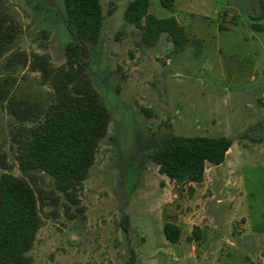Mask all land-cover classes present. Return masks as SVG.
Returning a JSON list of instances; mask_svg holds the SVG:
<instances>
[{
    "label": "rangeland",
    "instance_id": "374dc122",
    "mask_svg": "<svg viewBox=\"0 0 264 264\" xmlns=\"http://www.w3.org/2000/svg\"><path fill=\"white\" fill-rule=\"evenodd\" d=\"M62 1L0 0L13 35L0 60L2 96L44 109L53 102L30 62L35 54L54 68L65 65L70 36ZM130 1L100 0L102 29L83 58L110 120L79 204L56 191L51 177L34 173L42 222L27 255L32 264H126L131 252L134 264H264V17L254 20L264 0H174L171 11L149 0V14L173 16L183 28L189 44L181 52L166 34L145 44L124 20ZM6 105L0 100V176L17 169L19 123ZM170 135L233 144L224 162L207 165L202 183L189 189L150 160L135 169ZM165 222L179 224L176 244L165 239Z\"/></svg>",
    "mask_w": 264,
    "mask_h": 264
},
{
    "label": "trees",
    "instance_id": "16d2710c",
    "mask_svg": "<svg viewBox=\"0 0 264 264\" xmlns=\"http://www.w3.org/2000/svg\"><path fill=\"white\" fill-rule=\"evenodd\" d=\"M65 28L70 36L66 46V63L54 68L44 56L32 55L30 66L42 82L50 85L53 102L47 107L7 98L9 115L19 123L16 146V171L0 176V264H32L27 255L41 227L40 196L30 183L34 173H44L54 181L55 189L74 206L79 204L77 193L86 180L96 158L99 142L107 133L110 115L89 78V63L84 61L88 46L98 41L103 24L100 0H63ZM171 11L174 0H159ZM149 0H132L124 11V20L142 32L145 44L154 46L166 34L175 52L189 44V38L173 16L158 18L148 13ZM264 17V4L260 14ZM262 30L261 25H252ZM13 35L0 13V60L9 51ZM3 90L0 89V92ZM254 130V129H253ZM247 134V133H245ZM233 144L226 137H181L170 135L159 141L156 149L137 160L152 161L158 172L178 186L200 184L207 165H221ZM18 172V174H16ZM128 216L120 226L127 233ZM165 239L176 244L180 229L171 223L163 225ZM193 237L199 239L197 227ZM189 241H193L191 237ZM132 256L126 264H134Z\"/></svg>",
    "mask_w": 264,
    "mask_h": 264
},
{
    "label": "crops",
    "instance_id": "0c3cea01",
    "mask_svg": "<svg viewBox=\"0 0 264 264\" xmlns=\"http://www.w3.org/2000/svg\"><path fill=\"white\" fill-rule=\"evenodd\" d=\"M162 176H164V175H162ZM164 178H166L165 176H164ZM168 179V178H167ZM169 180V179H168ZM173 183V182H172ZM164 191H167L166 189H167V187H168V184H166V183H164ZM194 185H196V184H194V183H188V184H186V186L190 189V188H193L194 187ZM162 207V206H161ZM160 213H161V211H160ZM174 216H176V215H174ZM177 218H178V220H180L181 222H185V220H184V217L182 216V215H178L177 216ZM183 220V221H182ZM165 223H170V222H165ZM164 223V224H165ZM171 224H174L175 226H179V224L178 223H171Z\"/></svg>",
    "mask_w": 264,
    "mask_h": 264
}]
</instances>
